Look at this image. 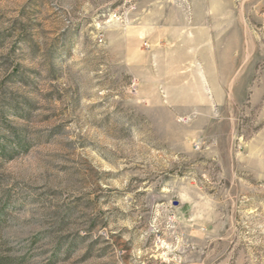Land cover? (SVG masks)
<instances>
[{"label":"rangeland","instance_id":"374dc122","mask_svg":"<svg viewBox=\"0 0 264 264\" xmlns=\"http://www.w3.org/2000/svg\"><path fill=\"white\" fill-rule=\"evenodd\" d=\"M0 264H264V0H0Z\"/></svg>","mask_w":264,"mask_h":264},{"label":"crops","instance_id":"0c3cea01","mask_svg":"<svg viewBox=\"0 0 264 264\" xmlns=\"http://www.w3.org/2000/svg\"><path fill=\"white\" fill-rule=\"evenodd\" d=\"M159 11L163 16L153 28L156 41L152 49L159 61H169L177 55L187 56L193 62L202 59L205 53L215 56L223 33L215 24V11L195 7L190 20L181 10L164 7Z\"/></svg>","mask_w":264,"mask_h":264}]
</instances>
